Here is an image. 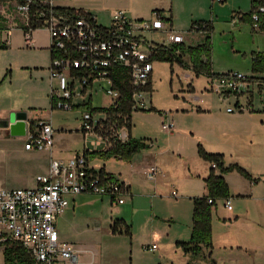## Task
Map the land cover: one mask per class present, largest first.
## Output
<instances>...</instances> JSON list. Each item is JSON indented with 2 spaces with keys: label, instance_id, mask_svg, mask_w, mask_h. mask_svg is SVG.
Listing matches in <instances>:
<instances>
[{
  "label": "crops",
  "instance_id": "crops-1",
  "mask_svg": "<svg viewBox=\"0 0 264 264\" xmlns=\"http://www.w3.org/2000/svg\"><path fill=\"white\" fill-rule=\"evenodd\" d=\"M176 1L150 0L141 11L134 6V0H55L54 5L57 8L82 9L94 15L97 22L98 17L105 16L108 23L111 14L118 9L124 10L132 18L144 20H150L152 13L157 11L164 21V29L145 32L143 36L146 41L168 46L167 34L171 30L182 37L181 44L186 47L203 43L207 34L197 30V26L194 25V29H191V26L194 22L209 21H206L207 19L191 21L189 31L202 33L203 36L196 44L186 42L187 37L177 31L179 24L176 22L178 18L174 6ZM12 13L13 9L10 6L0 2V135L2 137L9 135L16 139L9 149L10 159L13 162L11 172L18 180V186H21L16 188L36 187L38 177L48 173L51 159L68 161L78 155H84L90 172L102 179L106 177V174L113 175L115 179L128 184L129 192L131 190L144 192L145 189L152 191L157 199L154 204L160 209H165V216L159 213H148V215H141L135 221L131 220L132 224H129L122 217L110 215L113 205L117 204L110 197L104 196L109 203L107 209L109 215L105 217V221L108 222L107 234L121 235L127 239V244L123 241L124 249L129 255L127 264H141L147 253L143 249L149 252L158 251L157 261L164 262V264H264V155L256 153V150L254 153L246 151V147L250 146L264 149V74H255L249 69L248 76H254L256 81L250 95L240 97L228 95L224 98L227 100L224 105L219 96L210 101L202 97L212 92L209 88L210 78L202 74L195 75L188 53L181 55V64L153 60L151 61V92L154 83V67L161 65L167 67L170 85L173 79L179 83L180 89L176 91V94L172 93L173 97L179 98L181 92L187 95L181 97L183 103L179 102V109L175 113L190 115L191 121L178 126L174 135L173 132L171 133V137L190 141L192 147L190 153L185 150L184 143L174 142L172 146L158 147L153 143L156 141L155 137L136 138L134 136L135 118L141 121L149 120L150 117L162 119L159 116L161 110L153 103L151 92H147L150 96L148 103L152 104L151 107L154 110L141 111L132 106L129 120L130 136L142 141L146 147L133 153L127 160L114 155L98 156L97 152L109 151L117 142L122 143L126 138L107 144L97 131L84 136L79 129L81 113L84 110L82 105L88 100L94 108L107 107L111 103L104 106L92 105L90 88L93 83L98 82H93L83 89L74 83V107L71 110L79 112L75 118L77 123L69 125L68 122H56L52 119L55 111L63 109L55 108L54 102L50 99V84L56 87L57 80H50L51 55L48 32L44 29L34 30L31 34L33 45L25 47L21 21L18 17L12 20ZM238 22L248 23L252 32L260 31L248 20L239 19ZM211 26L213 29L212 23ZM153 34L157 35L158 39L154 38ZM6 36L8 43L4 44ZM209 37L211 45V32ZM252 52L261 51H251L250 62ZM211 57L212 46L211 69L214 73H218V69L216 71L213 69ZM201 79L206 80V86L198 91L193 82ZM99 90H101L100 87ZM198 92L201 95L196 98L204 105L186 104L190 102L187 99L188 95ZM235 105H242L243 109L232 113L226 112L227 107ZM16 112L26 114V132L34 128L37 122L50 121L54 130L53 144L50 149L28 150L25 148L26 132L23 136L10 134L7 122L9 117ZM93 113L95 118H103L107 115L106 112L96 110ZM169 117L172 118V116ZM124 128L125 126H120V131ZM125 133H127L126 128ZM198 146L209 154L220 155L224 167L237 165L256 180L247 179L236 171L222 174L229 190L228 199L231 207L230 209L225 207V202L228 200L226 198L213 200L210 206L211 247L203 248L201 254L191 255L185 253L178 243L187 242L190 239L193 198L206 195L204 180L214 164L198 155ZM113 161L119 165L116 172L107 167V165H113ZM150 165H156L159 169V174L153 181L146 177V170ZM100 169L104 170L105 175L97 174ZM214 172L216 175L219 174L217 169ZM173 194L175 197L173 196L172 199L170 195ZM76 195L67 196L69 202L67 214L58 216L55 221L58 237L62 241L68 242L73 238L74 233L77 234L67 229L68 222L72 220V225L75 222L73 209ZM122 198L121 204L130 202L132 205L134 202L131 194L124 195ZM115 220H122L124 225L121 223L113 231ZM125 225L129 226L127 230H125ZM153 244L156 246L154 250L146 249ZM75 248L78 250L77 247ZM2 249L3 245H0V264H4ZM98 256L101 262L102 259L103 261L105 258L108 259L106 250L98 251L97 243L92 262L78 255L76 263L62 261L60 264H94L95 261L98 264Z\"/></svg>",
  "mask_w": 264,
  "mask_h": 264
},
{
  "label": "built area",
  "instance_id": "built-area-1",
  "mask_svg": "<svg viewBox=\"0 0 264 264\" xmlns=\"http://www.w3.org/2000/svg\"><path fill=\"white\" fill-rule=\"evenodd\" d=\"M222 2L224 0H212ZM13 9V18L21 21L23 45H33L31 34L36 29H44L49 35V50L53 54L49 65L50 80H57V86L50 84V99L54 107L71 110L74 107V83L81 89L96 81L108 84V94L113 95L111 104L117 98V92L111 89V68L119 67L127 71L134 88L133 107L146 110L148 102L146 91L141 88L148 83L151 74L149 60L154 44L144 38L145 32L164 29V21L157 11L150 20L135 19L124 10H115L107 25L97 22L94 15L78 16L58 10L55 0H0ZM258 7L252 14L253 22L258 20ZM240 14L238 16V19ZM256 26V24H254ZM196 27V26H195ZM167 44L181 43L182 37L169 30ZM8 43L6 36L4 44ZM68 72V74H66ZM255 80L238 72L221 73L209 80V87L219 97L239 96L251 92ZM101 88V87H100ZM240 105L229 106L226 112L242 110ZM110 121L109 116L95 118L94 113L84 109L81 113L79 129L85 136L98 132L105 143L120 141V124ZM167 133L174 130L173 122L161 124ZM53 128L50 121H40L26 132V149L47 150L53 144ZM127 133L124 134V138ZM212 167H215L212 164ZM159 173L156 165L148 166L146 177L154 180ZM34 188H0V245L13 241L26 249L31 264H60L62 261L76 263L78 254L72 245L58 237L56 218L68 207L67 196L81 193L108 196L116 204L123 202V196L129 194L127 183L117 179H102L90 172L87 159L78 155L68 161L51 159L48 173L39 176ZM175 197V194H173ZM211 203L212 200L208 199ZM225 207L230 209V200ZM153 244L147 247L154 250Z\"/></svg>",
  "mask_w": 264,
  "mask_h": 264
},
{
  "label": "rangeland",
  "instance_id": "rangeland-1",
  "mask_svg": "<svg viewBox=\"0 0 264 264\" xmlns=\"http://www.w3.org/2000/svg\"><path fill=\"white\" fill-rule=\"evenodd\" d=\"M150 0H134V6L138 9L143 10ZM177 11V24H179V29L177 30L180 34L187 37L186 42L191 44L198 43L203 34L194 33L189 31L191 21L207 19L213 25L211 31V46H212V64L213 69H218V73H225L228 71L238 72L243 75H248L250 69V52L261 51L264 52V34L260 31L252 32L250 25L246 22H238V16L240 13L248 12L250 9V0H224L222 3H214L212 0H177L175 5ZM98 22L103 25H107V17H98ZM153 37L158 39L157 35L153 34ZM153 72L154 83L153 91L151 92L152 100L155 106H157L161 112L159 116L162 118L158 120L155 117H150L149 120H138L134 119L136 128L133 131L136 138L142 137H152L156 138L153 143L158 147L172 146L174 142L184 143L185 150L190 153L191 142L184 138L173 139L171 133H167L161 129L162 123H167L168 121H173L174 131L177 130L178 126H183L188 121H191V116L185 113L175 111L180 106L179 102L183 103L181 97H186L187 95L181 92L179 98H174L173 94L180 89L179 83L173 79L172 84L169 83V77L167 75V67L165 66H155ZM98 82V81H96ZM193 85L199 91L203 86H206V80L201 79L200 81H194ZM101 87V90H99ZM210 88V87H209ZM202 90V89H201ZM173 91V92H172ZM205 97L206 100H214L219 96L217 93L210 89ZM202 92V91H201ZM241 94L240 96L250 95ZM258 94L257 92H255ZM254 93V94H255ZM91 103L93 106H104L111 103L113 95L108 94V85L99 81L98 83H93L90 88ZM200 92L189 94L187 99L190 101L186 104L195 105L198 103L199 106L204 104L200 103L196 96H200ZM228 95L224 94V97ZM147 102L150 100L149 94H145ZM190 98V99H189ZM220 97V101L226 105L227 100ZM149 105V103H147ZM149 106H152L149 105ZM242 106V105H241ZM155 114V113H154ZM79 115L77 110H57L52 115V119L56 122H68L69 125H75L76 116ZM169 116H172L170 118ZM125 128L120 131L121 139H124ZM16 142V139L9 135H0V187L3 188H16L18 186V180L12 174L13 162L10 159V148L12 144ZM20 142V141H19ZM256 150V151H255ZM246 151L256 153H261L264 155V149L257 146L246 147ZM171 156V154H170ZM108 169L112 171H118L119 165L117 162L113 161V165H107ZM159 173L155 176H158ZM154 178V179H155ZM153 181V180H152ZM152 181L150 183H152ZM154 183V182H153ZM132 195L134 202L132 205L130 202H125L124 204L113 205V210L110 215L113 217H122L127 223L132 224V221L137 220L141 215L150 214H161L166 215L165 209L158 208L154 202L157 200L153 196L152 191L145 189L144 192H129ZM157 198V197H156ZM173 199V195H170ZM151 204L153 208L151 209ZM170 206V204H168ZM109 208V203L106 197L97 194H87L81 193L76 195V201L73 209V220L75 221L73 225L72 220L67 223V229L77 232L72 235L73 238L68 240L73 244L72 248L79 255L89 261H93L95 254L96 244L98 243V251L106 250L108 259L101 262L98 256V264H127V258L129 255L124 249V242L127 244V239L124 236L108 235V222L105 221V217L109 215L107 209ZM66 208L60 215H66ZM150 210V211H149ZM59 215V216H60ZM64 215V216H65ZM122 215V216H119ZM79 250H76V248ZM95 247V248H94ZM127 250V249H126ZM147 253L144 255V259L141 264H164V262L159 263L157 261L158 251L149 252L143 249ZM1 260V259H0ZM94 264H97L96 261ZM177 264V263H174Z\"/></svg>",
  "mask_w": 264,
  "mask_h": 264
},
{
  "label": "trees",
  "instance_id": "trees-1",
  "mask_svg": "<svg viewBox=\"0 0 264 264\" xmlns=\"http://www.w3.org/2000/svg\"><path fill=\"white\" fill-rule=\"evenodd\" d=\"M258 7H264V0H250V10L246 13H240V20H248L252 25L256 24L257 29L264 33V12H257L258 20L253 22L251 19L252 14L256 11ZM58 10L72 13L78 16L87 15V13L82 9L73 8H57ZM197 26V30L204 31L207 35L203 43L196 46H184L181 43L173 44L171 46H166L164 44H154L151 48L149 60L153 61H166V62H177L182 63L181 55L188 53L191 61V68L195 75H205L212 79L218 77L221 73H214L211 69L210 53V32L212 29L210 22H194L193 26ZM51 57L53 56L50 53ZM251 72L255 74H264V53L252 52L251 53ZM251 79L255 80L254 76H249ZM111 89L117 92V98L113 104L107 107L94 108L91 106L89 100L82 105L83 109L90 111H100L106 112L107 116L110 117V121H117L121 123V117H125V126L127 130V137L124 142H117L115 146L106 152H97L98 156L114 155L120 159H129L131 155L137 152L139 149L146 147V145L137 139L130 136V112L133 106L132 93L134 88L131 84L130 77L126 70L119 67L111 68ZM142 90L150 93L151 92V74L148 77V83L141 88ZM147 111L154 110L149 106ZM141 110V111H146ZM119 126H122L120 124ZM198 155L208 161L214 163L215 167L210 168L208 176L205 178V185L207 189L206 195L202 197L193 198V212H192V229L190 239L187 242H179L180 246L185 253H190L191 255H198L202 253L203 248H210V206L214 199L229 198V190L222 174L236 171L240 175L247 179L255 181L256 179L251 178L243 169L237 165H229L224 167L222 164L221 156L218 154H209L205 152L200 146L197 148ZM85 154V153H84ZM95 154V153H91ZM217 169L219 174L216 175L214 170ZM99 175H105L103 169L97 171ZM105 179L112 180L115 179L113 175L106 174ZM208 199L212 202L209 203ZM124 223L122 220H115L113 223V231L120 224ZM129 228L125 225V230ZM3 262L4 264H31V258L27 253L26 249L23 248L16 242L8 241L3 244L2 249Z\"/></svg>",
  "mask_w": 264,
  "mask_h": 264
},
{
  "label": "water",
  "instance_id": "water-1",
  "mask_svg": "<svg viewBox=\"0 0 264 264\" xmlns=\"http://www.w3.org/2000/svg\"><path fill=\"white\" fill-rule=\"evenodd\" d=\"M11 135L23 136L26 132V114L24 112L13 113L7 122Z\"/></svg>",
  "mask_w": 264,
  "mask_h": 264
}]
</instances>
